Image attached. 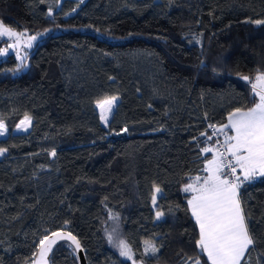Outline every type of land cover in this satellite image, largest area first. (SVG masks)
<instances>
[{
    "label": "trees",
    "instance_id": "obj_1",
    "mask_svg": "<svg viewBox=\"0 0 264 264\" xmlns=\"http://www.w3.org/2000/svg\"><path fill=\"white\" fill-rule=\"evenodd\" d=\"M82 1L0 0L5 25L43 34L21 66L0 62V264H32L59 230L86 264H132L118 239L136 263L205 264L182 188L212 157L200 151L213 146L200 135L207 124L258 100L264 0ZM111 96L103 126L95 105ZM26 114L28 132L15 134ZM239 193L256 240L250 264H264V177ZM145 241L159 251L144 254ZM49 264H78L72 246L55 244Z\"/></svg>",
    "mask_w": 264,
    "mask_h": 264
},
{
    "label": "snow or ice",
    "instance_id": "obj_2",
    "mask_svg": "<svg viewBox=\"0 0 264 264\" xmlns=\"http://www.w3.org/2000/svg\"><path fill=\"white\" fill-rule=\"evenodd\" d=\"M51 15V13H49ZM262 24L264 21H255ZM25 33L17 32L12 27L0 21V37L14 39L9 47H18L20 38ZM42 35V34H38ZM36 36L29 37L28 47ZM7 49H0V55H5ZM18 58L23 60V57ZM248 80V77H243ZM254 98V106L244 110L235 108L227 116V123L222 125L209 124L212 132H201L205 143L213 141L214 146H206L200 149L203 154L213 153L211 159L206 161L202 169L205 176L190 178L182 191L190 193L187 198V210H190L192 218L198 227L196 247L199 253L207 257L205 264H250V252L255 249L256 240L250 230V216L245 213L240 199L239 189L254 177H264V73H258L255 82L251 83ZM116 96L105 97L97 101L96 106L100 109V118L107 124L108 114L116 105ZM31 118L26 114L21 124L30 125ZM125 131L127 129L125 128ZM6 132L5 125L0 123V136ZM222 136L223 140L219 137ZM6 149L0 148V155ZM55 155V152H52ZM156 193H161L159 187H155ZM157 196L153 195L152 203L155 206ZM163 213L156 211V218L160 219ZM110 218H113L110 216ZM115 231V230H114ZM54 237L66 238L75 245L74 250H79L81 244L76 236L70 232L63 234L53 232ZM108 240L113 243V236L108 235ZM54 240L45 236L40 241V259L43 261L51 251ZM122 257L131 260L133 253L129 245L122 239L115 245ZM155 255L159 250L154 244L145 241V252ZM201 264L199 257L189 258L184 264Z\"/></svg>",
    "mask_w": 264,
    "mask_h": 264
},
{
    "label": "rangeland",
    "instance_id": "obj_3",
    "mask_svg": "<svg viewBox=\"0 0 264 264\" xmlns=\"http://www.w3.org/2000/svg\"><path fill=\"white\" fill-rule=\"evenodd\" d=\"M75 1H77V0H75ZM79 2H80V0H79ZM15 31H17V30H15ZM17 32H20V31H17ZM23 33H25V32H23ZM31 36H36V39L33 40V41H31V47H28V46H27V45H28V40H29V37H31ZM42 36H43V34H42V35H28L27 33H25V35H24L23 37L20 38V41H19V43H18V47H9V45H11V44L14 43V39H9V38L6 37V36H5V37H0V49H7V52H6L5 55H0V62L3 61V60H5L8 56L12 55V56L14 57L15 61L17 62V65H18V66H21L22 63L25 61V58H26L27 53L30 51V49L32 48V46L40 40V38H41ZM17 53H19V57H23V60H21L20 58H18ZM252 82H255V78H254L253 80H251L250 85H251ZM257 99H258V97H257ZM117 103H118V99H117V101H116V105H117ZM116 105H115V107H116ZM95 107L97 108L96 105H95ZM115 107L113 108L112 112H111L110 114H108V121H109V119H110V117H111V114L113 113ZM97 109H98L99 118H100V109H99V108H97ZM22 120H24V118H23ZM22 120H21V121H22ZM21 121H20V123H19V124L15 127V129H14V133H15V134H25L26 132H28V130H29V128H30V125H28V126H27V130H24L25 126L21 124ZM0 123H1V122H0ZM100 123H101V125H103V126H106V125H107V124H105V123L101 120V118H100ZM5 128H6V127H5ZM6 135H7V129H6L5 134H4L3 136H0V139L5 138ZM2 156H3V155H0V158H1ZM155 193H156V192H155ZM155 193H154L153 195H155ZM156 194H157V193H156ZM152 209H154V205H153V204H152ZM161 218H162V217H161ZM161 218H160V219H161ZM155 220L157 221L156 217H155ZM114 230H115V231H114ZM117 231H118V228H117V224L115 223V224H113V226L111 227L110 233L113 234V233H115V232H117ZM118 240H120V239H118ZM118 240H117V241H118ZM117 241H116V242H117ZM116 249L119 251V249H118L117 247H116ZM149 252H150V251H149ZM149 252H145V246H144V247H143V253L147 255ZM120 256H121V255H120ZM121 257H122V256H121ZM122 258H123L124 260H128L126 257H122ZM128 261H131V260H128ZM132 264H133V262H132ZM136 264H140V263H136Z\"/></svg>",
    "mask_w": 264,
    "mask_h": 264
},
{
    "label": "water",
    "instance_id": "obj_4",
    "mask_svg": "<svg viewBox=\"0 0 264 264\" xmlns=\"http://www.w3.org/2000/svg\"><path fill=\"white\" fill-rule=\"evenodd\" d=\"M55 232H59V233L63 234V233L68 232V231H66V230H59V231H55ZM51 234L52 233H50V234L47 235L48 237H50V240H54L55 241V243L52 244L51 251H52L54 245L57 244L60 241H65V242L69 243L72 246V248L75 249V245H73L71 243V241L67 240L66 238H63L62 239V238H59V237H54ZM42 239H44V237ZM40 251H41V245H40V242H39V246H38V249H37V252H36V256H35L34 262L32 264H49V259H50L51 251L48 252L47 256L44 258L43 261L40 259ZM74 252H75V255H76L78 264H86V261H85V258H84V254H83L82 248H80L79 250H74Z\"/></svg>",
    "mask_w": 264,
    "mask_h": 264
},
{
    "label": "crops",
    "instance_id": "obj_5",
    "mask_svg": "<svg viewBox=\"0 0 264 264\" xmlns=\"http://www.w3.org/2000/svg\"><path fill=\"white\" fill-rule=\"evenodd\" d=\"M62 1H63V0H59V4H60ZM77 1H79V0H77ZM80 1H82V0H80ZM1 123H2V122H1ZM19 123H20V122H19ZM19 123H18V124H19ZM18 124H17V125H18ZM30 124H31V123H30ZM211 155L213 156V153H211ZM211 158H212V157H211ZM205 175H206V173L203 171L202 174L197 175V176H201V177H203V176H205ZM194 177H196V176H194ZM194 177H192V178H194ZM258 178H260V177H259V176L254 177L252 180L247 181V182L255 181V180H257ZM187 182H189V180H188ZM187 182H186V183H187ZM186 183H185V184H186ZM183 187H184V186H183ZM154 193H155V190H154ZM159 194H160V193H157V194L155 193V195H156L157 197L159 196ZM185 194L188 196V198H189L190 195H191L190 193H185ZM152 204H153V203H152ZM152 204H151V205H152ZM189 212H190V210H189ZM190 214H191V213H190ZM155 217H156V212H155ZM156 219H157V218H156ZM161 219H162V218H161ZM161 219H157V221H159V220H161ZM193 221H194V218H193ZM194 222H195V221H194ZM205 257H206V256H205ZM206 258H207V257H206Z\"/></svg>",
    "mask_w": 264,
    "mask_h": 264
},
{
    "label": "built area",
    "instance_id": "obj_6",
    "mask_svg": "<svg viewBox=\"0 0 264 264\" xmlns=\"http://www.w3.org/2000/svg\"><path fill=\"white\" fill-rule=\"evenodd\" d=\"M208 125H209V124H207L206 129H207L208 133L210 134V133L212 132V129L209 128ZM215 139H216V137L213 138L212 142H213ZM219 139H220V140H223V137L220 136ZM213 146H214V145H213ZM39 242H40V241H39Z\"/></svg>",
    "mask_w": 264,
    "mask_h": 264
}]
</instances>
